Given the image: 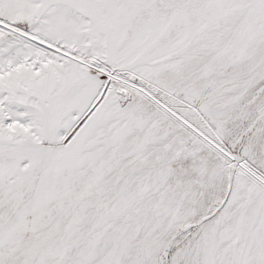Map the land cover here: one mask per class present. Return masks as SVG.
<instances>
[{"label":"snow or ice","instance_id":"snow-or-ice-1","mask_svg":"<svg viewBox=\"0 0 264 264\" xmlns=\"http://www.w3.org/2000/svg\"><path fill=\"white\" fill-rule=\"evenodd\" d=\"M0 264H264V0H0Z\"/></svg>","mask_w":264,"mask_h":264}]
</instances>
